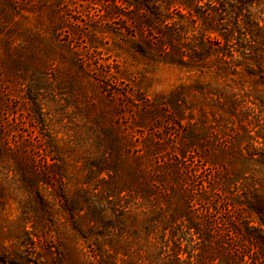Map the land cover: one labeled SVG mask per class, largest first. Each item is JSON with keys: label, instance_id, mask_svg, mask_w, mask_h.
Segmentation results:
<instances>
[{"label": "rangeland", "instance_id": "rangeland-1", "mask_svg": "<svg viewBox=\"0 0 264 264\" xmlns=\"http://www.w3.org/2000/svg\"><path fill=\"white\" fill-rule=\"evenodd\" d=\"M134 2L0 0V264L257 256L244 227L225 247L208 234L232 202L225 176L237 174L235 199L264 198L260 166L237 172L244 129L264 136V105L258 121L221 110L189 49H160L171 16Z\"/></svg>", "mask_w": 264, "mask_h": 264}, {"label": "trees", "instance_id": "trees-1", "mask_svg": "<svg viewBox=\"0 0 264 264\" xmlns=\"http://www.w3.org/2000/svg\"><path fill=\"white\" fill-rule=\"evenodd\" d=\"M127 6L137 10L141 16H171V22L163 24L165 30L171 26V37L162 32L164 36L160 40V49L178 51L175 48L185 46L189 49L188 60L192 63L187 67L215 79L210 84L196 82L197 86L201 88L204 85L209 92H213L219 98L216 100L221 110L232 115L243 108L255 115L253 117L258 121L255 108L264 105V0H144ZM187 39L189 44L185 42ZM222 94H226L223 97L225 100ZM249 123L252 122L249 120ZM244 131L251 141L244 146L245 154L240 146L237 153L241 157L246 155L248 159L239 160L237 172H241L246 162L251 161L264 170L263 134L257 130L251 135L247 127ZM196 158L203 162L200 154ZM200 173L201 170H197L195 175ZM231 175L225 176L220 186L233 195L232 202H229L227 214L214 225L216 229H209L211 235L208 236L218 232L219 244L225 247L232 242L233 233L239 234L240 227H244L247 230L245 239L255 244L257 254L249 263L264 264V198L255 196L253 200H248L243 196L235 199L234 190L237 193L241 189L238 190V180L235 179L237 174L233 172ZM236 204L238 206L235 207ZM233 207L246 209L248 215L231 210ZM187 219L191 224V220ZM192 227L197 231L194 225ZM226 249H223L224 264H248L245 253L234 255L233 250ZM99 264H105L104 259Z\"/></svg>", "mask_w": 264, "mask_h": 264}]
</instances>
